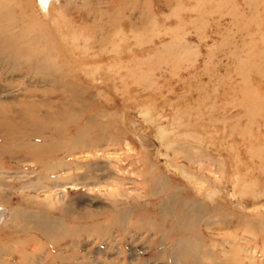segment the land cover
I'll return each instance as SVG.
<instances>
[{
    "label": "rangeland",
    "instance_id": "rangeland-1",
    "mask_svg": "<svg viewBox=\"0 0 264 264\" xmlns=\"http://www.w3.org/2000/svg\"><path fill=\"white\" fill-rule=\"evenodd\" d=\"M0 16V111L59 105L66 129L18 173L0 154V260L231 264L244 246L262 264L264 0H0Z\"/></svg>",
    "mask_w": 264,
    "mask_h": 264
},
{
    "label": "bare ground",
    "instance_id": "bare-ground-1",
    "mask_svg": "<svg viewBox=\"0 0 264 264\" xmlns=\"http://www.w3.org/2000/svg\"><path fill=\"white\" fill-rule=\"evenodd\" d=\"M0 18L2 17L0 16ZM58 106L59 105H53L51 107L53 110H45L46 112H39L38 110H31L29 108L17 109L9 107L0 111V154L7 156L8 165L9 167H11L9 170L15 169L13 172L18 173L20 170L19 161L28 160L29 158H33V156H37L38 158H36L35 160L39 162L46 160V157L40 155L39 153H47L49 156L54 157L56 156V153L60 152V148L62 147H60V141L57 138L61 134V132H66V129L63 128L64 126H58L56 124L55 118L60 119L63 116V113ZM69 121L74 122V118H69ZM43 139H46L45 143L42 142ZM74 141H78L77 137L74 138ZM75 146L76 143H73L72 147ZM71 153L72 152H69V155ZM15 158L16 160H18V162L15 160ZM183 160L188 163L190 162L191 159L189 151L185 152ZM195 163L199 167L202 166L200 163L197 162V160H195ZM3 164L4 163L0 165V174H5L8 172L4 169L8 166H6V164H4V166ZM66 164L67 163H64L63 160H60L59 162L57 161L56 163L48 162L46 164H43L44 166L42 169L45 170V174L47 173L50 177L52 176L54 180H58V175L55 179L54 174H57V171L61 173L62 170L59 171L57 168H60L63 165L65 166ZM33 203H35L36 205H41V203L36 201L31 202V204ZM14 214L16 216V219L19 218V216L21 215L23 217H25L26 215L28 217L33 215L29 214V212H25L24 214L23 211L21 212L18 209L14 210ZM1 219L2 216L0 213V220ZM48 224H50V222H47L44 227L48 228ZM23 228L25 229L26 227L24 226ZM195 247L196 246H194V248ZM197 247L199 248V246ZM234 247H236V250L231 264H253L252 259L257 258V254H254L257 252V248H254L253 251L251 249V255L248 256L246 253L243 252L244 246ZM188 253H194L189 248V246H181L175 249V256H177V254L182 256L183 254ZM260 256V263L264 264V248L261 249ZM247 257L251 260L247 259ZM184 263H186L185 258ZM190 263L202 264L197 256H193L192 258L190 257ZM0 264L13 263L10 262L7 258V260H0Z\"/></svg>",
    "mask_w": 264,
    "mask_h": 264
}]
</instances>
